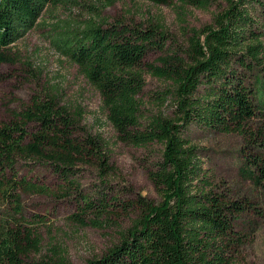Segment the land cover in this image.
Here are the masks:
<instances>
[{"label":"trees","instance_id":"trees-1","mask_svg":"<svg viewBox=\"0 0 264 264\" xmlns=\"http://www.w3.org/2000/svg\"><path fill=\"white\" fill-rule=\"evenodd\" d=\"M70 0H0V62L4 51L35 29L50 6ZM168 6L207 9L210 0H147ZM227 9L211 25L192 29L184 55L168 52L169 35L161 26L146 29L118 21L89 22L84 27L53 29L51 45L75 64L101 95L102 109L121 142L135 147H163L149 178L163 201L155 206L139 199V216L121 233L109 252L88 264H229L234 225L245 207L212 189L199 150L191 144L192 128L214 134H239V176L264 191V44L256 17L264 0H226ZM163 53L161 66L147 64L148 54ZM173 86L166 95L177 99L174 118L144 121L140 95L145 72ZM262 123V124H260ZM81 115H72L55 97L35 98L0 125V264H23L29 249L39 246L21 223L25 193L44 188L21 174V164L49 166L70 192L77 191L76 167L97 162L109 170L100 138L81 136ZM104 183L93 194H79L77 222L92 214L91 225L103 227L118 208ZM126 209V208H125ZM23 220V219H22Z\"/></svg>","mask_w":264,"mask_h":264},{"label":"rangeland","instance_id":"rangeland-1","mask_svg":"<svg viewBox=\"0 0 264 264\" xmlns=\"http://www.w3.org/2000/svg\"><path fill=\"white\" fill-rule=\"evenodd\" d=\"M210 2L207 9H200L182 7L176 2L161 6L147 0H70L48 7L37 27L4 51L6 60L0 62V125L9 122L13 113L27 108L35 98L55 97L72 115H81V136L87 134L103 141L109 165L105 172L97 162L78 165L73 179L77 191L72 193L49 166L21 164V174L47 191L22 196L21 223L39 242L37 250H28L23 264H88L101 259L139 216L132 204L143 199L159 206L163 201L149 178L163 147H135L120 141L102 109L101 95L75 64L53 48L51 31L84 27L89 22L123 21L144 29L156 25L169 35L168 52L184 55L190 31L211 25L214 17L227 9L226 0ZM256 17L262 28L260 42L264 44V7L258 9ZM161 56V52H150L145 63L161 66ZM144 79L145 87L139 96L144 121L160 115L174 118L177 99L165 94L173 86L148 71ZM188 138L199 150L212 189L245 207L234 225V246L225 254L229 264H264V191L239 176L244 138L196 128L189 131ZM104 183L110 185L112 197L127 205L126 209L118 208L115 217L103 227L91 225L92 214L84 217L85 224L77 222L75 216L81 214L77 195L93 194ZM5 215L6 208L0 202V221Z\"/></svg>","mask_w":264,"mask_h":264}]
</instances>
